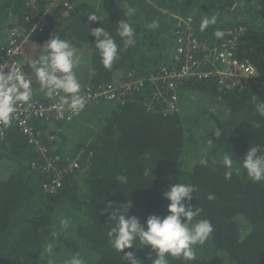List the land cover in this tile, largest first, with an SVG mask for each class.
Listing matches in <instances>:
<instances>
[{
  "label": "trees",
  "instance_id": "1",
  "mask_svg": "<svg viewBox=\"0 0 264 264\" xmlns=\"http://www.w3.org/2000/svg\"><path fill=\"white\" fill-rule=\"evenodd\" d=\"M241 1L243 4L236 0H72L75 10L71 17L57 20L55 29L33 36L42 45L57 35L77 49L79 65L74 71L80 84L100 85L127 72L149 79L162 66L175 64L178 37L173 28L177 22L170 14L178 13L175 15L193 17L194 34L202 42L221 39L214 35L217 30L226 32L228 27L245 25L239 56L248 58L259 74L236 91H222L212 81H189L180 93L183 109L179 114L164 113V104L156 97L161 85L147 81L125 103L97 102L72 122H36L42 145L63 159L78 158L80 164L55 195L44 192V175L32 167L33 162L45 163L53 154L42 157L16 127L0 136V264H67L76 253L85 264H127L122 255L130 251L143 264H151L147 259L150 246L144 247L138 240L123 253L111 246L108 233L115 221L110 214L114 207L128 202L132 205L129 215L141 223L151 215L165 216L169 201L163 193L176 183L195 186L191 204L202 210L196 220L211 221L213 232L203 245L194 246L195 260L169 256V264H264V181L252 182L241 166L251 146L264 147V117L255 110L256 103L264 102V0ZM23 6L22 0H0V46L7 37L8 13H19ZM128 7L136 9L131 17L125 16ZM86 12H96L100 22L89 24ZM205 16H215L216 23L201 31ZM121 19L135 30L134 46L125 48L116 33ZM153 20L159 27L150 30L147 25ZM97 27L108 31L118 45L119 58L110 69L102 65L90 35L91 28ZM25 74L33 78V95L52 98L45 89L35 92L40 83L30 66L25 67ZM189 95L226 111L224 117L212 116L211 137L223 156H232L235 170L231 179H225L222 157L207 154H200L190 171L180 169L187 137L199 128L189 116L186 102L197 103L187 100ZM254 122L262 126L256 128ZM201 158L207 159V167L200 165ZM165 169L171 172L163 175ZM209 194L215 198L209 200ZM65 218L69 220L67 229L61 225ZM49 244L52 255L47 251ZM151 255L156 258L155 253Z\"/></svg>",
  "mask_w": 264,
  "mask_h": 264
},
{
  "label": "built area",
  "instance_id": "2",
  "mask_svg": "<svg viewBox=\"0 0 264 264\" xmlns=\"http://www.w3.org/2000/svg\"><path fill=\"white\" fill-rule=\"evenodd\" d=\"M22 2L24 6L21 12L9 13L5 28L6 41L0 46V67L6 72L10 68H19L25 73V67L30 66L32 61L27 55L26 48L29 43L34 42L33 36L48 29H55L58 25L57 20L68 19L75 10L72 0H22ZM174 18L177 22L174 37H178L175 64L162 66L158 73L151 75L149 79L127 72L123 77H116L111 82L100 85L87 83L81 88V95L86 97L85 108L97 102L125 103L132 98L134 91H139L147 81H153L161 85L156 97L164 104V113H179L180 93L189 81H212L222 91H236L246 88L258 77L256 66L250 60L239 56L241 39L247 30L245 25L228 27L221 39L208 43L202 42L194 34L193 17L174 15ZM179 28L183 30H177ZM38 90L44 89L40 85L35 92L38 93ZM60 95H54L49 100L32 95L30 105H16L10 124L0 123V136L16 127L42 153V157H47L48 153L53 154L45 163L37 161L32 163L34 170L44 175L42 188L49 195L60 192L64 179L80 169L78 158L63 159L54 153V149L42 145L41 134L35 129L36 122L53 123L55 120L72 122L81 114L82 111L74 112L67 105L60 107Z\"/></svg>",
  "mask_w": 264,
  "mask_h": 264
},
{
  "label": "clouds",
  "instance_id": "3",
  "mask_svg": "<svg viewBox=\"0 0 264 264\" xmlns=\"http://www.w3.org/2000/svg\"><path fill=\"white\" fill-rule=\"evenodd\" d=\"M135 11L136 9L128 7L125 16L131 17ZM86 16L89 24L100 22V17L96 12H86ZM215 23V16L211 18L205 16L200 23V30L204 31L210 24ZM147 27L150 30L156 29L159 27V23L153 20ZM116 33L125 48L136 44L135 30L127 20L118 21ZM90 35L95 38V48L99 51L102 65L104 68L110 69L114 61L119 58L116 40L103 27L91 28ZM214 35L217 38H222L224 32L217 30ZM40 47L41 54L37 59L31 61L30 67L42 88L46 90V95L52 97L63 93L59 96L60 107L67 105L74 112L82 111L86 105V97L81 95V84L74 71L79 65V57L76 56L77 49L69 41L61 39L57 35ZM32 95L30 77L26 76L19 68H10L6 72L0 67V123L10 124L12 114L16 111V105H30ZM255 99L256 97H254ZM180 106L179 113L183 109L181 102ZM255 110L260 117H264V102L256 103ZM261 126L260 122H254V127L260 128ZM219 134V131L215 133L216 136ZM211 144L213 143L209 140V145ZM199 163L204 167L208 165L205 158H201ZM222 165L226 169L225 179H231L235 170L232 156L224 154ZM241 166L246 170L247 176L252 182L264 181V147L251 146L243 157ZM195 191L196 188L192 184L176 183L172 185L163 193L164 198L169 201L167 215H151L145 223H141L138 217L129 215L132 205H129L128 202L114 207L110 214V220L115 221V225L108 233L109 243L117 252L123 253L125 249H133L134 243L138 240L144 247L150 246L147 259L151 261V264H169V256L183 258L186 261L195 260L194 246L203 245L213 232L211 221L196 220L202 210L191 204ZM214 198L209 194V200ZM109 207L113 206L109 205ZM61 225L67 229L69 220L62 219ZM47 251L50 255L54 254L52 244L47 246ZM152 253H155V259H152ZM122 260L127 264H143V261L137 258L135 251L124 253ZM67 264H85V261L79 256V253H76L67 261Z\"/></svg>",
  "mask_w": 264,
  "mask_h": 264
},
{
  "label": "rangeland",
  "instance_id": "4",
  "mask_svg": "<svg viewBox=\"0 0 264 264\" xmlns=\"http://www.w3.org/2000/svg\"><path fill=\"white\" fill-rule=\"evenodd\" d=\"M237 3L243 4V1L236 0ZM178 13L170 14L171 17L173 15ZM170 15L167 17L169 18ZM177 23L174 22V28L176 27ZM30 44V43H29ZM80 76V75H79ZM78 76V77H79ZM85 86L84 84H81V88ZM183 92V91H182ZM198 93H202L203 90H197ZM182 94V93H181ZM202 97L198 98L194 95H189L190 101L195 100L197 103H188L186 102L189 112V116H191V120H194L196 124H198L199 128H196L197 130H192V132L187 137V142L183 148L182 153V162L180 163V169L183 171H190L195 163V161L198 159V156L200 154H207L211 157L215 158H221L222 161L223 155L221 154V150L218 147L217 142L211 137V130L214 126V119L212 116L215 117V115H218L219 117L225 116L226 111L220 108L218 105L209 104L208 101L205 99H201ZM183 104V102H182ZM202 104V105H199ZM206 104V105H205ZM105 106V105H104ZM197 107L198 111L195 109ZM87 108H84L81 113H83ZM185 117L188 118V115L185 114ZM211 138L214 140H211ZM209 140L212 141L213 144L209 145ZM167 172H171V169H165L163 171V175H165ZM207 254H212L208 251Z\"/></svg>",
  "mask_w": 264,
  "mask_h": 264
},
{
  "label": "crops",
  "instance_id": "5",
  "mask_svg": "<svg viewBox=\"0 0 264 264\" xmlns=\"http://www.w3.org/2000/svg\"><path fill=\"white\" fill-rule=\"evenodd\" d=\"M14 5H16V3L14 4ZM11 12V11H10ZM9 12V13H10ZM9 13H8V15H9ZM8 18V16L6 17V19ZM26 52H27V55H28V57H29V59L30 60H33V59H35V58H37V57H39V55L41 54V47H40V44H38V43H36V42H31L28 46H27V48H26ZM116 77H123V75L122 74H120V75H118V76H116ZM115 77V78H116ZM31 79H33L32 77H30ZM81 115V114H80ZM79 115V116H80Z\"/></svg>",
  "mask_w": 264,
  "mask_h": 264
}]
</instances>
